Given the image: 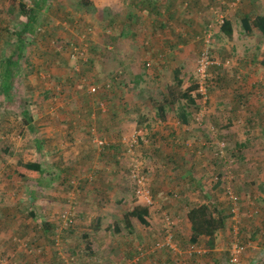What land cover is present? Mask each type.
<instances>
[{
    "label": "rangeland",
    "instance_id": "374dc122",
    "mask_svg": "<svg viewBox=\"0 0 264 264\" xmlns=\"http://www.w3.org/2000/svg\"><path fill=\"white\" fill-rule=\"evenodd\" d=\"M90 1L49 0L25 47L13 93L36 130L22 104L0 98V264H264V34L241 24L245 13L264 15V0ZM20 3L35 0H0V31L25 22ZM224 18L232 38L220 30ZM89 28L93 48L70 57L66 43L84 44ZM13 39L0 32V59ZM196 83L203 99L191 105L180 94ZM16 156L47 174L19 178ZM34 197L66 206L37 207ZM199 203L227 216L213 245L189 241L188 212ZM137 205L150 207L149 224L133 217L128 228L124 214ZM96 217L99 237L88 247Z\"/></svg>",
    "mask_w": 264,
    "mask_h": 264
},
{
    "label": "trees",
    "instance_id": "16d2710c",
    "mask_svg": "<svg viewBox=\"0 0 264 264\" xmlns=\"http://www.w3.org/2000/svg\"><path fill=\"white\" fill-rule=\"evenodd\" d=\"M48 1L49 0H35V5H33L32 8L30 7L29 9L26 4L20 3L19 5L20 12L23 14L22 17L25 18L23 19L25 22L21 23L22 26L20 28L16 27V28L11 29L10 26H8V28H5L3 26L4 27L2 28L3 32L0 31L1 33H6L7 36L10 33L12 35L14 34V39L11 41V45H10L12 47L11 51L9 52L8 55L2 56L0 59V98L1 96H3L4 98L10 100L12 103H15L17 107H18V104H22L24 106V110L22 111L23 121L25 125L28 126V128L33 132L36 129L33 123V117L31 118L29 117L30 115L29 108L26 103H23V102L17 103V101L15 100L13 91H14V87L16 84V78L18 77V74L20 72L21 58L25 56V47L28 45V43L31 41L32 37L34 36L35 28L40 22L41 11L46 6ZM81 2L84 6H89L91 3L90 0H81ZM14 12L15 10L13 7L11 10H9V13H7V15L9 17H12L14 16ZM241 24L247 34H250L253 31V27H257L264 34V15H258L254 19H251L250 15L245 13L241 17ZM89 29L90 30H86L84 33V39L86 40L84 44L81 45L75 40H71L66 43V45L69 48V49L67 48V50H69L68 52H70V57L76 58L77 51L78 50L81 51L85 47L87 49L86 52L82 51L81 55L78 56V58H84V56L87 55V51L93 48L92 46H89V41L91 39V36H90L91 28ZM220 30L225 35L232 38L233 33H234V25L232 21L228 18H224L223 23L221 24ZM173 73H174V79H175L177 86L181 87L184 84V80L182 77V70L179 67H176ZM114 80L115 79H113V83L115 82ZM107 85L105 86L109 88L111 87L110 84H107ZM169 86H170V89L167 91L168 98H166L165 103H169V100H170V106H173L177 98H175V92L173 89L174 85H169ZM200 87L201 85L196 83L188 87L187 89L183 90L180 96L182 98H185L189 104L197 105L198 102L203 99V93ZM105 89H108V88H105ZM49 92L50 91H48V93ZM101 92L102 91L99 92V89H98V94H100ZM173 96L175 99L172 101L171 98ZM102 98L103 97H101V99ZM165 103H158V102L156 103L158 111H160L161 115L162 113L165 112V109H166L164 106ZM70 116L72 118V113H70ZM87 116L91 117L90 113L87 114ZM182 116L183 118L187 119V114L182 113ZM15 160L16 162H15L14 172L19 178L28 179V180H41L47 174L41 162L36 159L25 162L22 156H16ZM33 203H34V206H37V207L66 206L63 201L58 200L56 198L34 197ZM31 214L35 216L34 211H31ZM149 214H150V207L137 205L132 211L126 212L124 214L123 222L128 228L130 227L132 228L134 224L132 223L131 220L133 217H136L141 224L142 223L149 224L147 221ZM67 219L68 218H65V220ZM188 219L191 223L190 224L191 236L189 237V241H191L192 243H198L202 236H207L209 239V242L212 243L211 245H213L216 239V233L220 230L225 229L227 226V216L223 215L216 209L213 210L212 206L209 203H199V204L194 205L188 212ZM100 223H101L100 217H96L95 224L97 225V227L95 228L97 230L100 229ZM68 225L72 226L73 220ZM45 226H46L45 227L46 230L54 228L52 227L53 225L49 222H47ZM115 227L117 228V230L120 229L118 223L117 225H115ZM90 236L91 235H89L88 233L84 234L85 239H90ZM90 246H91V243L88 244V247ZM169 247L172 248L171 246ZM213 264H220V263L215 262Z\"/></svg>",
    "mask_w": 264,
    "mask_h": 264
},
{
    "label": "built area",
    "instance_id": "2783aa9c",
    "mask_svg": "<svg viewBox=\"0 0 264 264\" xmlns=\"http://www.w3.org/2000/svg\"><path fill=\"white\" fill-rule=\"evenodd\" d=\"M78 52V51H77ZM207 64L208 61H206V55H204L201 63H200V73H201V77L205 78L206 76V69H207ZM97 87H93V91H96ZM132 177L137 181L138 183V187H140L139 193H141L142 197L144 198V202H150V197H148V191L145 190L144 188V184L146 182V179L144 178V176L141 175V172L139 171L138 165L137 164H133V169H132ZM147 197V198H145ZM168 244H170V236H168ZM171 247L175 248L174 245L170 244ZM242 252V247L237 245H234V250L232 253V258L231 261L237 263L239 262V257L240 254Z\"/></svg>",
    "mask_w": 264,
    "mask_h": 264
},
{
    "label": "crops",
    "instance_id": "0c3cea01",
    "mask_svg": "<svg viewBox=\"0 0 264 264\" xmlns=\"http://www.w3.org/2000/svg\"><path fill=\"white\" fill-rule=\"evenodd\" d=\"M174 1H175V2H178V0H174ZM190 1H198V0H190ZM211 1H212V2H215V3H218V2H219V3H225L227 0H211ZM15 15H16L17 17H19V16H18V11H16ZM149 33H150V32H149ZM183 80H184V79H183ZM183 85H184V84H183ZM183 85H182V86H183ZM184 99H185V98H184ZM187 102H188V101H187ZM164 106H165V105H164ZM165 108H166V107H165ZM157 109H158V108H157ZM165 113H166V109H165V112L162 113V116H166ZM182 113L187 114V112H186L184 109L181 111V115H182ZM160 114H161V113H160ZM182 117H183V116H182ZM183 119H186V118H183ZM76 130L79 131V128H76ZM60 135H61V132H60L57 136H60ZM55 137H56V136H55ZM60 137H61V136H60ZM55 159H56V158H55ZM56 166H57V165H55V169H57ZM109 177H111V176H109ZM112 177H113V176H112ZM150 210H151V209H150ZM94 229H96V228H94ZM101 230H102V229H101ZM95 231H96V233L93 234ZM97 231H98L97 229L94 230V232H92L93 235L90 236V238H91L90 240H91V244H92V245H93V243H94V240H95L96 238L99 237V236H97Z\"/></svg>",
    "mask_w": 264,
    "mask_h": 264
}]
</instances>
